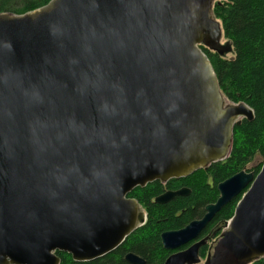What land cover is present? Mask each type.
Instances as JSON below:
<instances>
[{"label":"water","instance_id":"1","mask_svg":"<svg viewBox=\"0 0 264 264\" xmlns=\"http://www.w3.org/2000/svg\"><path fill=\"white\" fill-rule=\"evenodd\" d=\"M217 1L51 0L0 13V264L103 258L147 222L136 188L229 157L254 110L225 98L201 49L223 50ZM218 191L203 218L162 234L174 252L165 264L201 263L203 232L239 196L205 264L264 258V164Z\"/></svg>","mask_w":264,"mask_h":264},{"label":"trees","instance_id":"2","mask_svg":"<svg viewBox=\"0 0 264 264\" xmlns=\"http://www.w3.org/2000/svg\"><path fill=\"white\" fill-rule=\"evenodd\" d=\"M51 0H0V13L23 15L47 5ZM213 13L221 23L223 38L230 46L232 57L223 52L201 49L210 59L225 98L234 103H245L254 110V119H242L234 128L233 148L229 157L211 164L193 175L159 181L145 188H136L129 197L140 203L147 215L146 224L131 234L114 252L91 262H75L71 255L57 252L61 264H130L125 256L133 253L145 264H165L174 253L163 247L161 236L178 231L191 222L203 218L205 208L219 199L218 185L242 172L258 175L264 164V0H219ZM182 188L191 190L188 197H176L160 205L155 200L167 191ZM241 196L227 204L216 214L203 232L208 244L202 248V259L211 252V245L232 219ZM253 264H264V258Z\"/></svg>","mask_w":264,"mask_h":264},{"label":"rangeland","instance_id":"3","mask_svg":"<svg viewBox=\"0 0 264 264\" xmlns=\"http://www.w3.org/2000/svg\"><path fill=\"white\" fill-rule=\"evenodd\" d=\"M221 45H222V52H223V55L226 57V58H231L233 55H232V52H231V48L230 46L227 45V42L224 40V38L222 39L221 41ZM220 241V240H219ZM218 244V242H217ZM210 245H211V252L214 250V248L217 246L215 245L214 243L212 244V241H210ZM207 256L206 258L204 259H201V263L199 264H205L206 263V260H207Z\"/></svg>","mask_w":264,"mask_h":264},{"label":"flooded vegetation","instance_id":"4","mask_svg":"<svg viewBox=\"0 0 264 264\" xmlns=\"http://www.w3.org/2000/svg\"><path fill=\"white\" fill-rule=\"evenodd\" d=\"M201 47H203L204 49H208L210 50L209 48H207L205 45H202ZM211 51V50H210ZM201 238H204V237H201ZM190 246V245H189ZM186 248V247H185ZM184 249V248H183ZM210 253V252H209Z\"/></svg>","mask_w":264,"mask_h":264},{"label":"bare ground","instance_id":"5","mask_svg":"<svg viewBox=\"0 0 264 264\" xmlns=\"http://www.w3.org/2000/svg\"><path fill=\"white\" fill-rule=\"evenodd\" d=\"M123 245V244H122ZM118 249V248H117Z\"/></svg>","mask_w":264,"mask_h":264}]
</instances>
